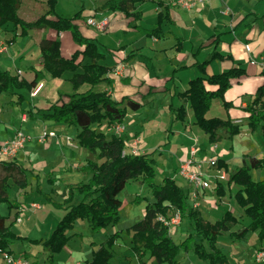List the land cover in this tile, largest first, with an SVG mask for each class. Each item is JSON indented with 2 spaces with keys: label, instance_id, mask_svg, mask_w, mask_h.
<instances>
[{
  "label": "crops",
  "instance_id": "1",
  "mask_svg": "<svg viewBox=\"0 0 264 264\" xmlns=\"http://www.w3.org/2000/svg\"><path fill=\"white\" fill-rule=\"evenodd\" d=\"M34 1L37 2L38 0ZM43 1H45L43 5V13H45L48 10V5L47 0H42L41 2ZM105 1L97 0L92 6H87L83 1L75 2L69 12L70 14L63 15L57 11L60 2V0H57L56 13L70 17L82 10L83 19H78L77 24L81 33L95 38L99 43V50L105 52L104 58L100 63L111 68L109 74L113 77V83L109 92L112 98L118 100L122 96L127 95L140 100L142 94L152 91L142 100V106L138 110L128 109L127 116L123 121L124 130L121 132L127 139V145L130 149L136 146L138 152L154 151L153 156L156 160L157 152L161 155L173 148L176 158H173L174 156L171 157L170 171L165 172L164 176L170 175L175 179V174L178 173L180 164L187 158L197 159L198 157L208 158L213 156L223 160L227 164L226 170L220 169L224 171L225 178L214 180L206 189H199L196 199L192 198L191 202L200 210L203 217L200 205L202 203L208 204L206 203L207 200L213 206L210 211L218 218L225 211H231L239 219V223L233 227L234 230L240 228L242 224H247L249 219L244 215L243 208L230 199L238 186L235 184L227 186L225 182L228 171L243 163H247L249 156L264 157V135L260 130L252 131L249 128L247 124L248 112L246 111V106L254 98L257 88L263 84L264 78V69L260 63L261 58L264 56V0H205L203 3L193 5L190 8L182 7L179 4V0H161L162 3L160 5L154 0H145L135 4V10L140 13V17L135 20L132 17H127L121 11L99 10V7ZM23 2L24 0H21L17 13L24 21H33L43 14L35 15L32 19H29L30 14L21 11ZM32 4L35 6L34 3ZM158 12L167 15L160 24L159 36L147 35L146 30L156 27ZM90 18L96 21L106 19L107 23L103 28H98L95 24L88 23ZM14 29L17 30V33H15L17 36L13 42L9 43V40L15 35L11 31ZM18 34L19 29L11 23H7L2 25L0 39L7 47L15 48L17 52L16 58H20V63L24 61L25 64L15 63L13 68H1L0 66V69L9 70L12 74L18 73L19 70V76L29 81L34 76V69H41L44 77L32 91L20 90L26 96L25 101L22 103L17 102L16 96L0 93V116L3 119H5L4 114L9 110L10 106L14 107L11 110V117H13L16 107L18 111L32 107L46 108L58 98L59 94H70L74 91L70 82L74 72L65 71L60 77H51L42 67V57L39 50V42L42 37L46 36L59 40L61 54L70 56L76 49L81 48L73 41L71 33L69 31L56 32L53 29L34 28L29 30L24 36H19ZM20 39L27 41V47L23 50L18 47ZM215 39L216 41H214ZM29 49L31 50L28 51ZM4 52H0V55ZM28 53L36 59L35 64L25 61ZM213 53H217V56L212 57ZM131 54L132 56L129 59H125L127 55ZM88 61V57L83 59V62ZM203 61L207 62L205 65L207 74L220 73L231 67L245 69L244 74L231 79L230 86L223 94V99L215 98L212 100L211 107L206 114L207 117L229 118L233 123L239 124L240 131L238 134L229 137L225 130L220 129L218 130L220 138L214 143L209 142L208 135L195 124V118L189 102L176 95V92H181L188 88L190 79L201 74L200 63ZM80 71L81 69L79 68L77 72ZM88 88L89 84L84 83L78 90L84 91ZM165 88L167 90L163 91ZM223 101L229 102L230 105L225 108ZM170 105L174 108L183 105L186 113L183 121L172 122L173 114ZM22 113L24 112L22 111ZM22 120L26 119L23 117ZM27 120L30 124V132L36 127L37 134H39L37 140L33 139L30 141L29 139L24 146L28 149L26 151L28 154L27 159L22 158L24 154L20 153L16 157H14L15 155L0 156V160L16 159L22 165H28L30 168L27 172L28 185L25 188H20L12 178L8 179L9 187L11 184L10 180H12V183L24 192L30 185L28 175H31L35 183V191L39 192L37 190L38 187L40 189L39 195L47 194L51 196L54 186H51L49 192L45 189L43 185H45L47 179L45 177L42 178L40 171L47 170L52 177L57 175V171L61 172L63 169L78 172L76 169L82 166L84 161L89 158L78 156L80 153H85V151L82 150V147L77 142L76 134L78 129L76 127L72 129L73 126H67L63 123H46V120L38 118ZM2 121L0 119V125ZM143 123L146 124L145 127H142ZM127 128L129 129L126 130ZM243 130L246 133L244 136L251 143L244 144V147L241 148L237 145V140L242 137ZM3 132L0 130V140L5 138V133ZM23 132L28 134L26 131ZM258 134H260V137ZM254 135L257 138L250 140ZM136 139H138L137 143L134 144ZM159 139H164V144L166 145L163 146ZM200 140L203 141L201 142ZM204 141L207 142V146H204ZM225 142L226 144H223ZM251 149H253V152ZM243 156L245 157L244 159ZM207 165V171H204L205 164L203 163L200 169L206 178H212L211 175L214 168L210 167L209 164ZM253 170L257 178H253ZM250 172L254 180L264 179V168H254ZM36 175L38 176L36 177ZM86 176L85 174L82 180ZM184 180L187 182V186H183L181 182L177 181L189 192L191 185L185 178ZM47 183L49 184V182ZM64 183L71 182H65L63 178H60L52 184H59L63 188ZM217 183H221L224 187L226 191L224 196L216 194L214 186ZM9 187V199L16 203H21L22 199L10 196ZM145 198L147 201H152V197ZM226 201H231V206H228ZM223 203L227 204L228 208L220 210ZM139 204L141 206L139 214L142 218L146 203L140 202ZM17 210V207L12 209L7 207V214H0L6 216V223H9L14 219ZM185 220H182L171 233V235L174 234V236L179 237L177 239L184 237L185 227L183 224ZM56 222L53 226L51 225L52 228L45 237L31 238L26 235H18L29 239H44L50 234ZM11 229L14 231L13 226ZM70 233L75 234L63 249L55 254L52 264H84L85 260L91 257L92 250L97 248L99 244V238L91 240L89 245L84 243L81 239L82 233L76 228L71 230ZM222 235L229 236L227 232H223L218 236V240ZM249 237L253 238L252 245H254L249 255V264H258L255 262L254 254L259 249H264V240L258 238L256 231H249L243 239L238 241L245 242ZM227 239L230 240L232 238L229 236ZM121 240L118 239L115 243L116 246L120 245L121 248L114 254L113 259L116 264H125L122 257L131 254L129 250L130 240ZM15 241L10 245L14 256H25L30 262L37 259L41 264L48 263L45 261L46 252L41 244H31L25 240L24 242L32 245L31 248L23 249L22 254H16L12 248V244ZM248 246L246 244L247 251L249 250ZM33 247H37L35 252H33ZM77 252L80 254H76ZM182 254L183 252L179 255L180 263ZM133 262H135V259H133ZM236 263L241 264L240 262ZM0 264H4L1 256Z\"/></svg>",
  "mask_w": 264,
  "mask_h": 264
},
{
  "label": "trees",
  "instance_id": "2",
  "mask_svg": "<svg viewBox=\"0 0 264 264\" xmlns=\"http://www.w3.org/2000/svg\"><path fill=\"white\" fill-rule=\"evenodd\" d=\"M142 1L145 0H106L99 10L121 11L135 20L140 17V13L135 10V4ZM154 1L158 5L162 3L161 0ZM56 3L57 0H47L48 10L35 20L27 22L17 13L21 0H0L1 28L2 25L11 23L19 29V36L26 35L34 28L53 29L56 32L69 31L73 41L81 47L70 56H63L59 40L42 37L39 50L43 69L51 77H60L65 71L74 72L70 78L74 91L70 94H59L46 108L32 107L21 110L26 113L27 119L38 118L76 127L78 144L90 150L96 159H86L80 167L88 174L85 180L63 184L61 201L46 196L47 202L54 208L63 210V214L44 239H29L12 231L11 228L20 215L22 203L9 199L8 179L12 178L20 188H25L28 185L29 169L16 159L0 160V204L6 203L8 209L18 208L14 219L9 223H6L7 217L0 214V254L4 252L13 255L11 243L15 240H26L31 244H41L46 252L45 261L52 264L55 254L59 253L75 234L70 231L75 228L77 220H85L94 233H100L107 226L117 224L122 205L119 193L127 181L140 180L147 184L152 194V201L146 202L142 218L127 228L110 233L92 250L91 257L85 260L84 264H116L112 262L113 246L123 234L130 238L131 251L130 255L122 257L125 264H181L180 253L189 250L208 264H238L232 262L217 246V240L219 235L227 232L233 240L238 241L249 231H256L258 238L264 240V179L254 180L250 172L254 168H264V157L249 156L247 163L228 171L227 174L226 184L238 186L233 197L243 208L249 222L234 230L233 227L239 223V219L229 210L214 221L206 220L193 202L189 201V192L174 177L166 175L160 182H156L154 151L133 153L127 145V139L121 133L113 131L116 125L123 124L128 109L138 110L142 106V100L152 91L142 94L140 100L127 95L118 100L112 98L109 92L113 83V77L109 74L111 68L100 63L105 52L99 50V43L95 38L83 35L77 24L78 19H83L82 10L73 16L65 17L56 13ZM166 17V14L158 12L156 27L146 30V34L159 36L160 24ZM16 36L15 34L9 43L13 42ZM131 56L132 54L127 55L125 59ZM215 56L217 53H213L212 57ZM86 57L89 61L83 62ZM206 63H200L201 74L190 79L188 88L176 92V95L189 102L195 124L208 135V141L214 143L220 138V129L225 130L229 137L240 131L239 124L233 123L229 118L207 117L206 114L212 100L223 99L231 79L244 74L245 69L231 67L220 73L207 74ZM79 68L81 71L77 72ZM43 77L41 69H34V76L30 81L18 73L12 74L9 70L0 69V93L16 96L17 102L22 103L26 96L20 90L32 91ZM84 83L89 84V88L79 91L78 88ZM166 90L167 88L163 91ZM223 105L227 108L230 103L223 101ZM170 108L173 114L172 122L184 120L186 113L183 105L177 108L170 105ZM246 111L249 128L252 131L260 130L264 135V84L257 88L254 98L246 106ZM102 125H105V129L100 128ZM244 156L243 159L246 157ZM226 165V162L217 158L218 168L226 170ZM47 181L55 182L49 177ZM37 190L40 192L38 187ZM214 190L219 196H224L226 192L221 183H217ZM76 198L79 200L75 203ZM143 198L137 195L133 201L140 203ZM173 208L180 210L181 221L189 220L192 228L179 241H175L169 228L157 220L159 214L168 215ZM29 264L41 263L35 259L29 261Z\"/></svg>",
  "mask_w": 264,
  "mask_h": 264
},
{
  "label": "rangeland",
  "instance_id": "3",
  "mask_svg": "<svg viewBox=\"0 0 264 264\" xmlns=\"http://www.w3.org/2000/svg\"><path fill=\"white\" fill-rule=\"evenodd\" d=\"M42 0H38L37 2H35L34 0H24L23 5L21 6V11L23 13H28L30 14V18L32 19L33 17H35V15H39L41 13L44 12L43 9V5L45 4V1L41 2ZM85 2V4L87 6H92V4H94V2H96L97 0H60L59 2V6L57 11L60 14L63 15H68L70 14V10L73 7V3L75 2ZM34 3L35 6L32 4ZM34 6V7H33ZM13 32V34L17 33V30H11ZM36 34V33H34ZM18 47L20 50H23L27 47V41L26 40H22L20 39L18 41ZM31 49H29L28 51H30ZM30 53H28L27 59H25L26 62H30L32 64H35V58L31 57L29 55ZM17 56V52L15 48H10V47H6L5 52L0 55L1 59H0V66L1 68H13V66L15 65V63H19L20 65L25 64L24 61H22V63H20V58H16ZM14 108V107H13ZM13 108L10 106L7 110V112L4 114V118H2V116H0V119H2V124L0 125V130L5 133V138L0 140V146L3 144L4 141L9 140L12 135L15 133L16 130H23L26 131L30 136V141L31 140H37L38 139V135L37 134V128L34 127L31 132H30V124L28 123V120L26 118V120H22L23 117H25L26 115H24V113H22V111H18L17 107L15 108L13 117H11V110H13ZM43 123V121H41ZM46 123H54L53 121L50 120H46ZM146 124L143 123L142 127H145ZM100 128L105 129V125H102ZM132 128V127H131ZM72 129H74V126L72 127ZM129 128H127L126 130H128ZM245 131L243 130L242 133V137H240L237 140V145L241 148H243L244 144H248L251 143V141H249V139H247L246 136H244ZM260 137V134H258ZM124 136V134H123ZM256 139L255 135L252 136V138H250V140L252 139ZM70 136H69V140H70ZM157 139V138H156ZM246 140V141H245ZM160 142H162L163 146H165L166 144H164V139H159ZM201 142L203 140H200ZM207 142L204 141V146H207L208 144H206ZM223 144H226L223 143ZM178 145V144H177ZM162 146V145H161ZM160 146V147H161ZM253 146V145H252ZM251 146V147H252ZM247 147V146H246ZM82 150L85 151V153H80L78 156L82 157V158H89L94 160V154L86 149L82 147ZM253 149H251L252 151ZM28 149L27 147H23L22 149H20L18 151V153L14 156H18L20 153H23L24 156H22V158H26L27 157V152ZM168 152V151H166ZM163 153L160 155L159 152L156 153V157L157 160L155 162V174H156V182H160V180L162 179V177L164 176L165 172H169L170 171V163H172V156L175 157L174 149L172 148V150H170L168 153ZM253 152V151H252ZM20 158V159H22ZM27 159V158H26ZM171 159V160H170ZM202 158L198 157L197 160H200ZM239 162V160H238ZM203 164H205V168L204 171H207V167L208 165L206 164V162H203ZM26 168H29V166H25ZM81 167V166H80ZM77 168L76 170L78 172H76L75 170H73V172L69 171V170H62L57 171L56 172V176L52 177L47 170H42L41 172V176L42 178H46L50 177L53 178V180H59L60 178H63L65 180V182H71V183H78L80 181H82V177L86 174L87 172H85V170H82ZM221 169H214L213 170V174L211 175L212 178H207L209 180V182H214V180H218V178L216 177L217 175L220 174ZM76 172V173H75ZM0 175H2V171L0 168ZM79 177H78V176ZM252 176L253 178H257L255 171H252ZM176 179L181 182V184L183 186H187V182L184 180V178L176 173L175 174ZM28 178L30 180V185L29 187L23 192L21 189H19L14 183H12V180H10V196L12 198H19L22 199V201H20L22 203V207L24 208L23 211H21L19 218V221H16L13 225V230L15 231V233L17 234H21V235H26L29 236L31 238H39V237H45L48 234V231L51 230L52 226L54 225V223L56 222V220L60 217L61 213L63 211L54 208L50 203L47 202L46 200V196L49 195H39L40 193L35 191L34 188V181L32 179L31 175H28ZM87 178V176H86ZM85 178V179H86ZM84 179V180H85ZM45 185H43L45 187V189L49 192L51 189V186H54V190L51 191L52 193L50 194L52 196V198H54L57 201L62 200L63 197V188L61 185H53L52 183H47L48 181H45ZM226 183V182H225ZM212 188V187H211ZM193 190L192 188L189 190V201L192 200V194ZM49 194V193H48ZM145 196V197H152L151 194V190L149 189V187L147 186V184L141 182L140 180H129L127 181V183L125 184V187L123 188V190L119 193V198L122 201V205L119 209V221L117 224L115 225H109L107 226L105 229H103L100 233H94L91 228L89 227V225L87 224V222L85 220H77L75 223V228L76 230L80 231L82 233V237L81 239L83 240L84 243H86L87 245H89L90 241L96 238H99V243L104 241L108 235L114 231L120 230V229H124L127 228L128 226H130L133 222L139 220L141 218L140 213V204L137 202H134V198L137 196ZM45 196V197H44ZM142 199V203L143 202H147L146 198ZM231 201L234 203H237L235 198L232 196ZM79 198H76L74 200V202H78ZM231 201H226V203H228V206H231ZM35 203L37 204L38 208H32L31 204ZM206 203H202L200 205V208L202 210V213L204 215V218H206L207 220H215L216 218H218L213 212H211L210 210L213 208V206H211L212 204H210L208 202V200L206 201ZM230 204V205H229ZM208 205V206H207ZM222 208H228L227 204H222L220 207V210H222ZM231 208V207H230ZM0 213L1 214H7V206L5 203H1L0 204ZM12 216V213H11ZM52 225V226H51ZM51 226V227H50ZM183 226L185 227V233L183 236L186 235V232H190L192 230L191 226H190V221L189 220H185ZM176 227V226H175ZM188 234V233H187ZM173 235V239L175 241H179L180 239H177L179 237L174 236ZM229 236L228 235H222L221 238H219V240L217 241V246L223 251L225 252L230 260L232 262H240L241 264H249V255L251 254V251L253 249L252 245V241L253 238L249 237L245 240V242L242 241H233L232 239L228 240ZM119 239H122L121 241H128L130 240L129 236L123 234ZM120 244V243H119ZM246 244L249 248V250L247 251L246 249ZM31 244L24 242V241H15L12 244V248L15 250L16 254H22L23 253V249H29L31 248ZM34 251H36L37 247H33ZM120 245H114L113 246V252L114 254L116 252H118V250H120ZM32 252V253H33ZM34 254V253H33ZM76 254H80V253H76ZM183 256L180 257L181 260V264H208L206 261L200 259L196 254H194V252L192 250H189L188 252H183L182 254ZM1 258L2 254H0ZM4 260V259H3ZM112 262H115L114 259H112ZM3 263V262H2ZM5 264V262H4ZM43 264H48V263H43Z\"/></svg>",
  "mask_w": 264,
  "mask_h": 264
},
{
  "label": "built area",
  "instance_id": "4",
  "mask_svg": "<svg viewBox=\"0 0 264 264\" xmlns=\"http://www.w3.org/2000/svg\"><path fill=\"white\" fill-rule=\"evenodd\" d=\"M205 0H179V4L182 7L190 8L193 5L201 4ZM88 23L95 24L98 28H103L107 20L101 19V20H94L92 18L88 19ZM2 28L0 27V33ZM5 43L0 39V52H3L6 50ZM260 63L264 69V56L261 58ZM20 71L18 70V73ZM263 84H264V78H263ZM24 119H26L24 117ZM124 130L123 124H118L113 128V131L116 133H121ZM30 136L24 133L21 130H16L14 135L9 139L3 142V144L0 146V156H14L17 154V152L22 149L27 141H29ZM137 140H135L134 144L137 143ZM133 153L138 152L137 147H133L132 149ZM194 151V150H193ZM203 162H206L209 164L210 167H213L214 169H220L217 166V158L216 157H208V158H202L200 160L194 159V158H187L185 161H183L178 170V174H180L183 178H185L188 183L191 185V188L193 190V199L195 200L197 197V191L199 189H206L210 186L209 180L204 176L202 173L200 166ZM218 179L225 178L224 171H220V174L216 176ZM32 208H38L37 204L32 203ZM24 208L21 207V211H23ZM17 221L20 220L18 217L16 219ZM157 220L164 225H166L169 228L170 234L174 231L175 226H177L181 222V214L180 210L178 208H173L172 211L168 215H162L159 214L157 216ZM2 257L4 259L5 264H29L28 258L24 256H14L8 253H1ZM255 262L258 264H264V250H258L254 254Z\"/></svg>",
  "mask_w": 264,
  "mask_h": 264
}]
</instances>
